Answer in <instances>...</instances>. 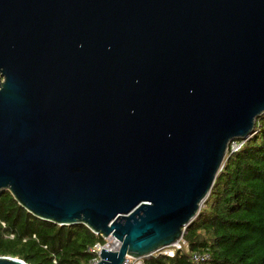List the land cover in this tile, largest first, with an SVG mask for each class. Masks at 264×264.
<instances>
[{
  "label": "water",
  "instance_id": "1",
  "mask_svg": "<svg viewBox=\"0 0 264 264\" xmlns=\"http://www.w3.org/2000/svg\"><path fill=\"white\" fill-rule=\"evenodd\" d=\"M263 114L264 0H0V192L98 264L181 241Z\"/></svg>",
  "mask_w": 264,
  "mask_h": 264
},
{
  "label": "trees",
  "instance_id": "2",
  "mask_svg": "<svg viewBox=\"0 0 264 264\" xmlns=\"http://www.w3.org/2000/svg\"><path fill=\"white\" fill-rule=\"evenodd\" d=\"M255 134L227 153L197 217L185 228L173 257L160 253L143 264H264V114ZM241 143V140L237 141ZM103 244L86 226H59L33 217L8 191L0 192V257L26 264H87L88 249Z\"/></svg>",
  "mask_w": 264,
  "mask_h": 264
},
{
  "label": "built area",
  "instance_id": "3",
  "mask_svg": "<svg viewBox=\"0 0 264 264\" xmlns=\"http://www.w3.org/2000/svg\"><path fill=\"white\" fill-rule=\"evenodd\" d=\"M243 143L244 141H242L241 143H238L237 141L232 142L229 145V153L231 154V153L238 151V149L242 146ZM103 240H104L103 244L96 243L91 248L88 249V251L91 254H93V257L91 258V260L88 261L87 264H98L100 261L99 255H100L101 250H109V251L118 250L119 241L117 239H115L112 236H109L108 238L103 239ZM180 243L181 241L175 243L171 247L160 249L157 253L166 255L168 257H173L175 250H179L181 248ZM149 257L134 259V258L126 256L123 264H143L144 260H147ZM207 258L208 257L206 254L193 253L191 254L190 259L194 264H201V263H204Z\"/></svg>",
  "mask_w": 264,
  "mask_h": 264
},
{
  "label": "rangeland",
  "instance_id": "4",
  "mask_svg": "<svg viewBox=\"0 0 264 264\" xmlns=\"http://www.w3.org/2000/svg\"><path fill=\"white\" fill-rule=\"evenodd\" d=\"M202 207V206H201Z\"/></svg>",
  "mask_w": 264,
  "mask_h": 264
}]
</instances>
